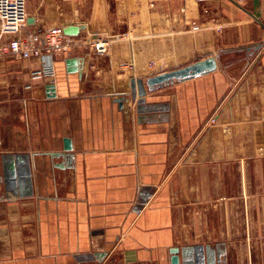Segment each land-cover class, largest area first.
Masks as SVG:
<instances>
[{
	"label": "crops",
	"instance_id": "crops-1",
	"mask_svg": "<svg viewBox=\"0 0 264 264\" xmlns=\"http://www.w3.org/2000/svg\"><path fill=\"white\" fill-rule=\"evenodd\" d=\"M28 12L29 30L76 26L110 45L55 57L54 74L46 58L0 56V264H264V0ZM213 55L216 71L146 84L153 59Z\"/></svg>",
	"mask_w": 264,
	"mask_h": 264
},
{
	"label": "built area",
	"instance_id": "built-area-1",
	"mask_svg": "<svg viewBox=\"0 0 264 264\" xmlns=\"http://www.w3.org/2000/svg\"><path fill=\"white\" fill-rule=\"evenodd\" d=\"M28 27V0H0V56L46 58L44 70L48 74H54L57 56L83 46L104 53L110 45L107 38L67 34L62 26L43 30H29Z\"/></svg>",
	"mask_w": 264,
	"mask_h": 264
},
{
	"label": "water",
	"instance_id": "water-1",
	"mask_svg": "<svg viewBox=\"0 0 264 264\" xmlns=\"http://www.w3.org/2000/svg\"><path fill=\"white\" fill-rule=\"evenodd\" d=\"M32 22V19H29V23ZM65 32L70 35H77L80 31L79 27L68 26L65 29ZM220 56H209L202 60L193 62L187 66L172 69L165 71L154 76H151L147 79V86L150 90H153L157 87H163L167 84L174 83L175 81H183L191 79L209 72L216 71L219 68ZM141 88L144 90L145 85L143 81L139 82ZM172 264H180V258L177 253L173 255ZM186 264H195L194 261H187Z\"/></svg>",
	"mask_w": 264,
	"mask_h": 264
},
{
	"label": "rangeland",
	"instance_id": "rangeland-1",
	"mask_svg": "<svg viewBox=\"0 0 264 264\" xmlns=\"http://www.w3.org/2000/svg\"><path fill=\"white\" fill-rule=\"evenodd\" d=\"M29 1L32 2L33 4H35L39 0H29ZM195 10H197L196 5L195 6L191 5L190 10H186L185 11V9H184V12H185V14L187 12H189L188 15L190 16L191 14H195ZM186 30H188L190 32V34H193L192 36H197V33L200 30V25L197 24L196 20H193L192 17H191L190 20H189V26H188V28ZM257 54H255V55H257ZM201 55H204V53H201V52L199 53V52H196V51L190 52L188 54V58H186L187 54H184L183 56H182V54H179L177 56V59H179L178 63L179 62L180 63H185L186 59H187V61H193V60L201 57ZM183 58L185 59L184 61H183ZM172 63H176V62L173 61ZM169 67H170L169 66V62L166 61V60L153 59V60H151L149 62V70H150L149 72H151V73H157V72H161L162 73V72L167 71V70L169 71L170 70Z\"/></svg>",
	"mask_w": 264,
	"mask_h": 264
},
{
	"label": "trees",
	"instance_id": "trees-1",
	"mask_svg": "<svg viewBox=\"0 0 264 264\" xmlns=\"http://www.w3.org/2000/svg\"><path fill=\"white\" fill-rule=\"evenodd\" d=\"M245 53L242 50H238V51H229V52H225L222 55V59L225 63H229L232 62L234 60L239 59L240 57L244 56Z\"/></svg>",
	"mask_w": 264,
	"mask_h": 264
}]
</instances>
